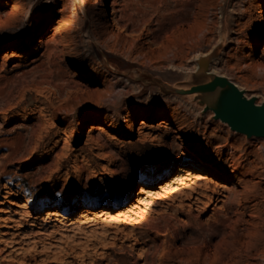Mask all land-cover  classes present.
I'll use <instances>...</instances> for the list:
<instances>
[{"label": "rangeland", "instance_id": "obj_1", "mask_svg": "<svg viewBox=\"0 0 264 264\" xmlns=\"http://www.w3.org/2000/svg\"><path fill=\"white\" fill-rule=\"evenodd\" d=\"M85 1L0 0V264H264V137L198 89L224 76L264 105V0H115L119 28L114 0ZM227 143L247 174L215 178L226 197L190 183L140 225L104 219L180 160L233 175Z\"/></svg>", "mask_w": 264, "mask_h": 264}, {"label": "bare ground", "instance_id": "obj_2", "mask_svg": "<svg viewBox=\"0 0 264 264\" xmlns=\"http://www.w3.org/2000/svg\"><path fill=\"white\" fill-rule=\"evenodd\" d=\"M112 3H113L112 4L113 16L111 18L113 20V24L116 25L117 28H119V25H117L118 21H116L114 17V12L116 11L115 10L116 1L114 0V2ZM99 4H102V3L99 2ZM82 6L83 7L86 6L85 0H83ZM262 7L263 5L261 6V8ZM25 13L26 12L24 9H20L18 15L24 16ZM261 21H264V9H262ZM64 27H65V24L60 23L57 28L61 29ZM263 55H264V48H263ZM200 65H201L200 66L201 68L199 72L206 71L209 66L208 58L206 57L201 58ZM253 67L256 70L260 69L261 71H264V62H256L253 64ZM210 82L205 83V84H209ZM228 88H230L228 85L227 86L220 85V86H216L210 89H206V91H208L211 95L217 94L218 96H222V93L228 90ZM138 117L142 118L143 121L141 122L143 123H145L144 121L145 119L150 118L146 112L130 113L127 116V119L125 121L128 127L130 128L128 135H131L133 133V130L135 129V126H136L135 123ZM85 124H87V122ZM97 128H99L100 130L104 129L101 126ZM223 147L227 149V152L223 151L220 147H219L220 149L218 150V152L220 153V155L224 153L227 154L228 157L232 160L233 170L231 172L233 175H229L228 169L221 171L219 168L220 165L218 163H214L213 161L209 160V158L206 159L205 156L201 158L199 157L197 159V164L196 165L193 164L190 169H187L184 166L183 161L180 160L178 162L179 168H176V170L172 174L165 175L151 182L146 181V182L141 183L138 186L137 190L135 191V197L133 201H129L125 203L124 205L119 204L120 206L118 205V207L111 205L108 208V210L105 212L104 219L106 218L107 221L109 222L111 221L115 223L117 222L118 224L126 223L127 225L138 222V225H140L142 219L145 218V216L148 213H150L151 210H153L155 205H158L162 203L163 201L174 197L175 195L183 193L185 189L188 186H190V183L196 184V187H202V186L206 187L207 188L206 191L205 192L203 191L201 193L203 196L208 197L211 201L216 199L215 196L226 197L227 195L225 192H228L229 189H227L225 186H220L218 184L212 185V182L215 180V178L220 175L222 176V179L224 181L229 182L230 180H232L233 176L238 175L240 176V178L241 177L243 178V176L247 173L243 169V167L240 165V163H238L235 160V156H236L235 146L233 144L227 143ZM13 204L18 207L24 208V209L29 208L30 206L29 202H26V201H22L20 203L13 201ZM52 214H55V216L57 217L63 216L64 218H66V222L64 223V226L66 227H70V226H74L78 224L80 222V218L82 219L83 217L87 216L86 213H81L79 214V216H75L73 214H67V213L65 215H62L58 212L57 213L54 212ZM95 216H97V214Z\"/></svg>", "mask_w": 264, "mask_h": 264}, {"label": "water", "instance_id": "obj_3", "mask_svg": "<svg viewBox=\"0 0 264 264\" xmlns=\"http://www.w3.org/2000/svg\"><path fill=\"white\" fill-rule=\"evenodd\" d=\"M229 86L226 96L222 98L220 117L236 131L249 136L264 137V105H258L254 99H248L243 91L224 76L216 77L209 84L198 89L206 90L216 86Z\"/></svg>", "mask_w": 264, "mask_h": 264}, {"label": "trees", "instance_id": "obj_4", "mask_svg": "<svg viewBox=\"0 0 264 264\" xmlns=\"http://www.w3.org/2000/svg\"><path fill=\"white\" fill-rule=\"evenodd\" d=\"M89 4V3H88ZM135 192V191H134ZM134 192H133V194H134Z\"/></svg>", "mask_w": 264, "mask_h": 264}]
</instances>
